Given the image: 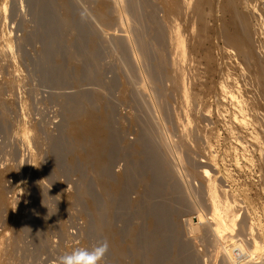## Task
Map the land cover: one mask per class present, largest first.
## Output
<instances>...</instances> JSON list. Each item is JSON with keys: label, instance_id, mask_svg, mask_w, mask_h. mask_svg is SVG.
I'll list each match as a JSON object with an SVG mask.
<instances>
[{"label": "rangeland", "instance_id": "1", "mask_svg": "<svg viewBox=\"0 0 264 264\" xmlns=\"http://www.w3.org/2000/svg\"><path fill=\"white\" fill-rule=\"evenodd\" d=\"M164 2L109 0L107 18L98 14L100 0H0V264H60L105 241L99 264H116L96 226L108 204L123 243L136 228L140 245L164 250L155 257L144 245L128 264H229L235 245H218L205 222L209 186L239 213L234 238L248 237L250 226L264 235V129L254 126L264 103V0H234L261 46L250 82L215 35L216 18L228 21V13L214 9L197 50L195 0L187 7L177 0L172 13ZM177 28L184 60L171 41ZM124 86L129 100L121 98ZM89 110L107 119V190L75 147L78 135L91 141L83 125ZM118 178L124 188L115 199ZM155 217L160 228L148 237Z\"/></svg>", "mask_w": 264, "mask_h": 264}, {"label": "bare ground", "instance_id": "2", "mask_svg": "<svg viewBox=\"0 0 264 264\" xmlns=\"http://www.w3.org/2000/svg\"><path fill=\"white\" fill-rule=\"evenodd\" d=\"M164 3L166 10L169 13L180 9V5L178 4L177 0H165ZM183 3H185V6L187 7L190 3V0H183ZM63 7L66 14L64 22L69 23L71 21V17L66 2H63ZM217 8H221L226 13H228L230 20L224 21L222 19L219 20L216 18L215 35L222 41L223 48L229 49L238 58L239 67L244 73L247 74V80L250 82V60L259 52L261 46H259L258 40L254 35V32L257 31L251 28L246 14L244 12L240 13L234 8V0H195L194 9L198 12L197 50H199L200 46L205 43L207 34L210 30V27L207 24V18L212 16L214 9ZM97 11L101 17L106 16L109 13V0H100ZM106 17L108 18V16ZM261 22V28L264 30V17ZM174 32L175 34L173 39H171L172 44H174L179 50V60H184V39L181 37L178 28ZM223 48L219 49L220 51L217 52L218 56H220L224 51ZM91 52H96L95 43L93 44ZM177 70L178 67H173V72H178ZM173 82L177 88L179 87L182 90L183 96L186 97L187 90L184 88V85H182V78H178L177 80L174 79ZM132 93L133 92H131L129 87L124 86L121 89V98L123 100H129L132 96ZM76 114L78 116L82 114V112L77 111ZM83 117L84 134L85 137L89 136L91 141L84 144V138L78 135L75 137V147L83 151L84 160L86 162L92 163L94 165V168L97 170L100 177V187L103 190H107L108 186L106 180V169L109 163L110 150L109 139L106 133L107 119H96L91 110L85 112ZM255 118L256 122L254 123V126L258 130H263L264 103L257 106ZM186 134V130L181 131L180 135L182 140L186 139ZM138 145L141 146L142 143H139ZM205 165L206 164H201V167L203 168L201 169L200 173L203 178H209L210 169H208ZM122 184L123 181L121 178H118L114 182L113 197L115 199L121 197L122 195L124 188L122 187ZM85 189L87 191V188ZM226 192L227 190L222 188V193L226 194ZM207 194L211 214L205 220V222L208 224L209 229L213 234L214 241L220 245L221 243L227 242V240H229V246L235 245L237 247L238 256L233 260L229 258V264H245L247 262L251 264L259 263L260 255L264 252V235L260 237L262 234L261 233L258 236L256 233H254L252 226H250L248 237L238 235V238H234L236 235L235 230L237 229V222L241 220L239 219V213L234 204L228 198H226V196L225 199L220 198L216 187L209 186ZM108 208L111 210L110 212H108ZM106 209L109 214H106L104 209L97 211L96 226L100 230L104 231L109 238L110 245L117 256L116 264H128V254H130V252L136 255L140 254L147 250L144 249L145 246L149 249L147 251L151 252L153 256L161 257L163 255L164 250L163 248L161 249L159 247V244H151L150 241H146L147 243H143L145 246L140 245V235L136 228L129 231L127 234L128 242L126 244L123 243L121 240L122 229L119 228L118 222H116V218L113 216L114 214L112 212V207L108 204ZM151 223L152 230L148 232V237L151 236L152 231H157V228H160L156 217L151 219ZM190 228L194 232L197 230L198 226L196 223H190ZM173 244H176L175 237H171L170 245ZM230 256L232 255L230 254Z\"/></svg>", "mask_w": 264, "mask_h": 264}, {"label": "clouds", "instance_id": "3", "mask_svg": "<svg viewBox=\"0 0 264 264\" xmlns=\"http://www.w3.org/2000/svg\"><path fill=\"white\" fill-rule=\"evenodd\" d=\"M108 250L107 242L100 243L91 251L87 249H76L71 254L60 258V264H99Z\"/></svg>", "mask_w": 264, "mask_h": 264}, {"label": "built area", "instance_id": "4", "mask_svg": "<svg viewBox=\"0 0 264 264\" xmlns=\"http://www.w3.org/2000/svg\"><path fill=\"white\" fill-rule=\"evenodd\" d=\"M230 254L232 255L231 257L233 259H236V257L238 256V251H237V247L234 246L233 248L230 249Z\"/></svg>", "mask_w": 264, "mask_h": 264}]
</instances>
